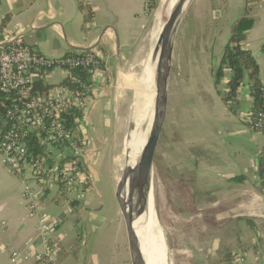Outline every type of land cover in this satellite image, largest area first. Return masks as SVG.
Wrapping results in <instances>:
<instances>
[{"label": "crops", "instance_id": "obj_1", "mask_svg": "<svg viewBox=\"0 0 264 264\" xmlns=\"http://www.w3.org/2000/svg\"><path fill=\"white\" fill-rule=\"evenodd\" d=\"M82 1L94 11L86 31L78 0H0V23L12 15L0 45L24 43L53 58L93 50L105 63L92 75L93 98L76 128L85 142L92 186L81 202L68 206L56 186L44 183L39 210L62 219L55 230L56 264H121L126 225L117 201L119 166L132 128L131 107L123 105V70L142 46L154 10L150 14L145 0ZM196 15L178 40L183 43L175 51L172 78L179 154L173 165L183 186L180 197L190 199L189 261L264 264V179L259 171L264 132L248 125L254 104L248 80L232 112L221 95L230 71L218 87L214 78L236 23L247 16L252 24L243 45L257 61L264 84V0H204ZM44 78L58 85L65 71L55 69ZM23 186V178L11 172L0 153V264H11L12 246L38 245L39 217L30 215Z\"/></svg>", "mask_w": 264, "mask_h": 264}, {"label": "built area", "instance_id": "obj_2", "mask_svg": "<svg viewBox=\"0 0 264 264\" xmlns=\"http://www.w3.org/2000/svg\"><path fill=\"white\" fill-rule=\"evenodd\" d=\"M150 2L145 0L147 9ZM100 63V58L89 50L74 51L59 58L48 57L20 44L0 51V90L12 96L11 105L0 116V153L11 172L24 180L23 198L30 215L39 217L37 247L34 248L31 241L12 246L11 264H56L55 230L62 219H50L39 210L44 183L56 186L68 206L81 202L92 186L84 145L76 137L77 129L67 127L65 120L73 111L80 112L82 117L93 98L92 82L73 72L83 67L97 70ZM55 69L64 70V79L73 81L76 88L55 87L48 93H33V79ZM81 117L76 118V123ZM250 121L252 129H262L264 112L259 111L253 121L249 115ZM35 129L42 135L40 141L46 147L44 155L35 154L29 147L30 132ZM237 257L244 261L243 255Z\"/></svg>", "mask_w": 264, "mask_h": 264}, {"label": "rangeland", "instance_id": "obj_3", "mask_svg": "<svg viewBox=\"0 0 264 264\" xmlns=\"http://www.w3.org/2000/svg\"><path fill=\"white\" fill-rule=\"evenodd\" d=\"M204 4V0H193L190 5L187 18L185 22L184 32L188 31L191 25L193 24L196 13L198 14L202 5ZM155 21L153 20L150 24L149 31L142 43V46L139 47L138 51L133 55V59L131 62L124 66L123 75H124V86L126 87V91L122 90V94L127 95V99L125 98L124 104L125 108L130 110L131 107V115L133 120H137L136 126L140 129L139 131V142L137 148H133L132 141L128 138L126 150L129 148L131 150L125 151V155L120 158V168L119 174L122 176L124 167L127 160V153H130V160L136 159L140 154V141L141 135L143 133L145 125L150 122L153 114V103H150L146 100L147 94V86L145 85V93L142 96L141 86L138 84L139 79L142 77L144 72V63L148 58V55L151 51L153 42L150 40L151 33L153 29V25ZM183 31V30H182ZM182 33V32H181ZM189 34L187 35V37ZM180 39V38H179ZM179 41V45H181ZM184 48L180 54L184 53ZM183 51V52H182ZM173 69L171 72V79L168 82L166 87V104L165 110L163 111L161 123H160V140L158 142L157 150H156V159L153 166V174H152V184L154 189V197H155V206L158 222L162 228L164 236L166 237L167 243V257L163 260V264H191L189 261V201L188 197H180L183 195V186L182 183L179 182V175L175 174L174 162H176L177 155L175 153V142L177 140V135L174 131V111L173 106H178L177 91L172 80ZM171 83V84H170ZM122 89V88H121ZM149 100L152 99L153 88L150 90ZM174 94V100L173 95ZM125 95V96H126ZM173 100V102H172ZM140 102V103H139ZM149 103V108L147 110V118L143 117V114L146 112L147 105ZM140 104V105H139ZM141 106V107H140ZM145 107V108H144ZM151 107V108H150ZM141 110V112H140ZM139 119V120H138ZM141 119V120H140ZM144 119V120H143ZM140 122V123H139ZM142 123V125H141ZM136 149H138V153L136 154ZM135 154L137 156H135ZM125 157V158H124ZM126 160V161H125ZM174 161V162H173ZM123 169V170H122ZM188 192V191H187ZM118 201V200H117ZM160 207V208H159ZM119 251V256H120ZM112 255V250H110ZM121 260V256H120Z\"/></svg>", "mask_w": 264, "mask_h": 264}, {"label": "water", "instance_id": "obj_4", "mask_svg": "<svg viewBox=\"0 0 264 264\" xmlns=\"http://www.w3.org/2000/svg\"><path fill=\"white\" fill-rule=\"evenodd\" d=\"M166 0H159L158 6L154 10L151 22L154 20L152 34L156 26L161 21V15L164 10V4ZM193 0H179L175 5L171 17L164 29L155 37L151 51L148 55L147 62L151 64V81L147 86L146 100L153 103L152 119L154 121V136L151 146L145 152V155L141 161V156L136 159L133 156L131 161L130 153H127V160L117 191V198L120 204L121 211L125 219V243L122 251L121 264H146L145 256L141 250L137 229L135 227V221L144 214L147 210L149 189L147 180L150 173L152 174L153 166L156 159L157 144L160 140V123H161V104L165 94V90L168 82L171 79V72L173 69V61L175 51L177 48L178 40L181 32L185 26L187 12L190 4ZM153 66V67H152ZM153 88L152 99L149 100L150 90ZM143 117L147 118V110ZM144 120V119H143ZM135 119L132 118V128L129 138L132 141L133 148H137L140 134V129L136 126ZM142 125V123H141ZM131 150V149H127ZM138 149H136V154ZM135 154V156H137ZM145 166L146 171H149L145 175L143 168ZM147 178V180H146ZM130 202V213L125 210L123 199Z\"/></svg>", "mask_w": 264, "mask_h": 264}, {"label": "trees", "instance_id": "obj_5", "mask_svg": "<svg viewBox=\"0 0 264 264\" xmlns=\"http://www.w3.org/2000/svg\"><path fill=\"white\" fill-rule=\"evenodd\" d=\"M159 0H151L148 10L150 14L153 10L156 9L158 6ZM79 9L83 14V30H88V25L94 21V11L92 6L87 3H84L82 0H78ZM12 18L11 13H8L0 23V33L7 27L10 20ZM252 19L245 16L240 19L230 36V39L227 45L224 48L223 56L221 62L215 72V84L218 87L221 83L223 78L225 77L226 70L230 71V78L226 84V90L221 94L222 99L226 106L229 108L230 111L236 112V108L238 106L239 100V92L242 85L248 80L250 93L254 99V104L252 111L250 113V117L252 121L255 120L256 115L259 111L264 112V84L262 83L259 75V65L255 60L254 56L252 55L251 51L244 47V41L246 39V31L251 27ZM22 46L30 47L24 43H19ZM18 45L16 43H10L7 45H0V51L8 50L14 46ZM33 48V47H32ZM96 54L98 58V54L93 51L89 50ZM74 51H69L66 55L71 54ZM82 52V51H79ZM84 52V51H83ZM101 60V58H100ZM105 63L101 60V63L98 69H104ZM96 70L92 67H83L77 69L73 72V74L82 77L87 81H91L92 75ZM33 93H48L51 89L55 87H69V88H76V84L71 81L70 79L66 78L62 80L58 85H52L45 81L44 74L41 73L37 75L32 82ZM12 96L10 93L4 92L0 90V116L4 114L6 108L11 105ZM81 117L80 112L73 111L69 115L66 116V126L72 128L74 131L77 128L76 118ZM251 121L248 122V125L251 127ZM254 131H261L264 132V127L262 129H253ZM41 133L38 130H33L30 132L29 136V147L31 151L38 155H44L46 153L45 145H42ZM77 139L85 145L83 139L77 133ZM259 171L261 173L262 178L264 179V156L260 159V166ZM61 188V187H60Z\"/></svg>", "mask_w": 264, "mask_h": 264}, {"label": "bare ground", "instance_id": "obj_6", "mask_svg": "<svg viewBox=\"0 0 264 264\" xmlns=\"http://www.w3.org/2000/svg\"><path fill=\"white\" fill-rule=\"evenodd\" d=\"M178 1L179 0H166L165 1L164 10H163V13L161 15L162 19H161L159 25L156 26V29H154L153 34L151 33V37H150L151 39L150 40L154 41L155 37L158 35V33H160L161 30L166 27V25H167V23L171 17L172 11H173L175 5L178 3ZM192 2H191V4H192ZM143 66H144V68H143L144 72H143L142 77L139 79V82H138V84L141 86L140 89H141L142 96L144 95L145 90H146L145 85L146 86L149 85V82L151 81V77H152L151 71H150L151 64H149L146 60ZM166 98H167V95L165 92L164 97H163V101L161 104V118H162L163 111L165 110ZM140 112H141V110H140ZM136 122H137V120H136ZM153 136H154V121L151 120L150 122H148L145 125L143 133L141 135L140 149H139L141 161L145 155V152L147 151V149L152 144ZM143 165L144 164H142L143 171H144L145 175H147V173H149V171H146V168ZM152 174H153V171H152ZM152 174L150 173L148 180L146 178L147 183H148V189H149L147 210L144 212V214L142 216H140L135 221V227L137 229V234L139 237L141 250L145 256L146 264H163V260H165L167 257L168 247H167V243L165 240L166 237L164 236L162 228L158 222L157 214H156V212H154V210H156V206H155L154 189H153V184H152ZM123 202H124L126 212L130 213V202L128 200H126V198L123 199Z\"/></svg>", "mask_w": 264, "mask_h": 264}]
</instances>
